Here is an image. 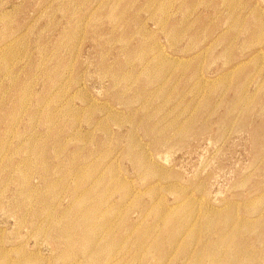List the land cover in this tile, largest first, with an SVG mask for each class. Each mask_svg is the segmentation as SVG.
Returning <instances> with one entry per match:
<instances>
[{
	"label": "rangeland",
	"instance_id": "obj_1",
	"mask_svg": "<svg viewBox=\"0 0 264 264\" xmlns=\"http://www.w3.org/2000/svg\"><path fill=\"white\" fill-rule=\"evenodd\" d=\"M0 264H264V0H0Z\"/></svg>",
	"mask_w": 264,
	"mask_h": 264
}]
</instances>
